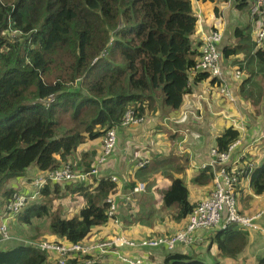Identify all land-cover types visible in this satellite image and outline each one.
Listing matches in <instances>:
<instances>
[{
    "label": "trees",
    "instance_id": "obj_1",
    "mask_svg": "<svg viewBox=\"0 0 264 264\" xmlns=\"http://www.w3.org/2000/svg\"><path fill=\"white\" fill-rule=\"evenodd\" d=\"M200 1H215L213 14L217 18L224 17L223 8L229 2L0 0V213L12 193L20 189L8 184L23 178V187L35 192L32 182L36 176L67 163L82 143L103 138L111 128L125 127L122 122L129 110L142 121L156 110L165 117L181 106L184 95L198 83L210 78L218 90L225 89L228 85L223 77L222 60L239 54L247 44L250 48L245 55L264 63V43L257 44L251 39L247 32L250 24L245 28L238 26L239 13L246 12L249 16L253 0H230L229 5L238 17L228 22L231 34L226 35L218 58L221 75L213 76L198 68L201 40L195 5ZM233 39L239 43L230 46ZM240 68L241 65L236 69L240 78L234 76L236 70L231 76L236 81L242 76ZM50 97L53 100L48 102ZM163 127L168 136L174 135L170 128L173 126ZM237 138L238 132L228 127L216 138L215 148L226 151ZM95 157L96 152L85 160L80 157V171H91ZM34 166L37 174L26 177L29 167ZM101 173L100 170L98 178L92 176L89 184L43 185L38 198L27 204L17 218L29 227L33 219L47 218L48 230L56 237L68 243H86L97 228L115 219L109 215V200L115 196L123 210L119 215L121 222L139 221L151 227L154 216L151 207L150 211L149 208L133 211L128 206L131 202L127 204L116 197L118 182L111 177L118 178V174ZM212 176L207 166L200 168L191 182L204 187ZM249 176L254 193L262 194L264 157ZM169 179L167 188L160 192V203L165 209L174 207V220L180 222L191 213L195 203L188 199L183 178L170 174ZM138 195L133 196L132 202L140 200ZM52 196L57 199L77 196L83 205L76 214L65 217L60 211H51ZM35 225L38 222L32 227ZM247 231L251 230L234 224L226 229L203 231L210 242L203 256L160 248L163 249L160 263L220 264L215 259L206 262L209 246L214 244L220 255L231 257L244 249ZM15 243L18 245L0 248V264H50L45 251L16 241L8 244ZM257 262L264 264V254ZM64 264L82 262L75 258Z\"/></svg>",
    "mask_w": 264,
    "mask_h": 264
},
{
    "label": "crops",
    "instance_id": "obj_2",
    "mask_svg": "<svg viewBox=\"0 0 264 264\" xmlns=\"http://www.w3.org/2000/svg\"><path fill=\"white\" fill-rule=\"evenodd\" d=\"M203 5V10H201L200 7ZM197 6L199 8L198 10L196 9V11H199L201 14V24L199 25L200 32H198V38L200 39L203 34L207 32L205 29L214 27L216 29H220L222 31V41L219 44V46H221L219 48V53L221 54L224 47V39L227 34H231V31L228 29V22L230 21L231 16L234 18L236 17L237 19L238 14L235 13L231 8H228L223 12L224 17L221 16L223 17L224 21H221V17L217 18L214 16L212 13L214 7H211V9L209 3L198 2ZM212 15L213 17L208 20V22L204 21L206 18L209 19ZM246 17L247 21L249 22L248 14ZM250 23L251 21L249 24ZM254 27H256L255 24L250 25L247 29V32L250 33L252 40H254L255 36L253 33L255 31ZM236 41L237 39L231 40L229 45H235ZM249 48L250 46L247 44V46L245 45L244 50L240 51L239 54L231 56L228 59H225V61L222 60V62L225 63L223 77L226 84L228 85V87H226L227 90L234 98L233 103H228L226 99L221 96L218 88L214 84V80L211 81L209 78L208 80L198 83L197 85L190 88V93L184 97L181 104L183 108L186 106L191 113H194L200 121L193 120L187 116L184 122H180L178 124H170V122L165 123V126L167 127L173 126L170 127L174 133L172 137L168 136L166 133L167 131L162 125L161 120H163V116L159 110L149 113L148 117L141 123L134 126H129V130H121L122 128L116 130L117 141L118 136H123L124 139L129 143V169L133 168L135 165V159L142 156L148 157L150 160L148 165L158 164L157 162H174V170L167 169L166 173H163L161 171L162 168L159 167L158 169L151 168V170L148 172V167L143 170L145 176L142 174L139 176L137 173L128 174V171L121 169V161L118 157H115L114 154H112V156L107 159L106 164H104L105 166H102L100 169L102 171L101 175L107 173V171H110L113 173L112 175L118 174L124 176L125 179H123V177L121 178L122 180L118 179L124 184L122 189L127 190L130 184L133 182H143L149 186L151 193L156 195L157 192L158 197L153 196V200L149 199L145 202L140 198L137 203V210H139L141 206L139 202L143 204L141 208L144 210L152 207L151 205H153L155 208L157 201L159 204L160 192L167 188V185L170 181V174H173L176 177L182 176L189 191L188 199L192 203H196L202 199L206 193L204 189H208L212 186V178L209 184L204 187H197L191 182V179L196 174H198L199 166L208 163L210 160V150L216 147V138L219 137L220 134H222L223 131L228 127V124L230 123L228 118L230 117H233V119L237 121L235 124L237 127L241 125L243 129L237 131L238 135L241 134L242 136V144L232 152L231 161L235 160L243 149V152H245V158L246 154L248 153V156L251 158L254 165L258 166L261 164V160L264 157V63L258 62L256 58L248 57V54L245 55ZM240 65L242 76L240 80L236 81L231 76H233L234 71ZM225 76H228L227 78L229 80H226ZM201 95L203 98L199 97ZM205 98L206 100H204ZM180 107L176 110H171L166 116L171 118V112H177ZM225 116H228V118L226 119ZM178 132L181 133L178 134ZM183 135H186V140L183 142V144H181L182 147L180 146L177 148L176 143L179 141L176 138L179 137L181 140ZM165 138H167V140L164 141L163 139ZM100 140L101 138L89 140V148L82 150L81 158H84L85 160L88 156L90 157L92 153H97V147L100 143ZM86 142L82 144H85ZM90 152L92 153L90 154ZM123 152L126 153V151ZM135 153H137V156H134ZM37 172L38 170L35 166L29 167L26 176L28 178H32L37 174ZM23 182L24 180L21 179L19 184L16 186L26 191L27 189H25L26 186L23 187ZM140 195L142 194H139L138 196ZM147 195L148 193L144 196ZM154 201H156L155 205L152 204ZM236 202L238 210L242 215L256 216L257 214H261L260 217L255 221L259 229L247 231L248 240L244 249L228 258L220 255L214 244L210 245L209 248L211 249L209 254L205 256L207 263H211L213 259H215V261L219 262L220 264H258L257 258L264 254V214H262L264 211V192L262 194L254 193L250 185V176L243 177L238 182L236 189ZM132 205H134V202H131L129 206ZM149 209L147 211H150ZM110 223L114 224L113 221L107 222L105 225H103L104 228L97 231L96 233L103 234V232L107 230L105 226ZM183 223H186V219H183L180 222L175 221L176 230L180 228ZM120 225L123 226V223L121 222ZM139 226L144 225L138 223L131 224V227L137 231H139V228H141ZM122 233L129 235V232H125L123 230ZM206 233L208 234L209 231ZM160 234L161 232L159 231L154 234H152L150 231L142 232V235L146 237ZM204 234L205 232H203V235ZM204 236L205 242L203 243H196L195 245L189 247L177 246L173 251L189 254L192 252V249L195 251L200 249L196 253L193 252L197 257L200 258L203 256L202 252H204L206 249L204 248V250H201V248L204 246L207 247L209 242L206 240V235ZM54 237L59 239L55 235ZM160 256H162L161 253H156L155 257L144 260V263L159 264Z\"/></svg>",
    "mask_w": 264,
    "mask_h": 264
},
{
    "label": "built area",
    "instance_id": "obj_3",
    "mask_svg": "<svg viewBox=\"0 0 264 264\" xmlns=\"http://www.w3.org/2000/svg\"><path fill=\"white\" fill-rule=\"evenodd\" d=\"M228 4V3H227ZM229 5V4H228ZM228 8V6L226 7ZM224 8V9H226ZM255 15L259 18H255ZM249 18L254 21L256 29L254 31V41L257 44L264 43V0H253V5L250 8ZM221 21H224L221 17ZM222 38L221 30H214L207 35L203 36V45L201 50V57L197 64V67L210 72L213 76H220L221 69L218 66V44ZM234 76L240 78L237 70ZM219 93L223 95L228 103H233L234 98L230 95L227 88L219 90ZM53 98L50 97L48 102L52 101ZM199 116V114H198ZM228 117V116H225ZM143 118L135 117L134 113L129 110L126 112L122 126H131L141 123ZM232 122V128L236 130H243L242 126L238 127L235 125V120H229ZM115 128H111L106 131L101 140V153L97 157L95 164L92 166L91 171L75 173L72 169L66 165L53 171H48L39 175V181L34 182L31 192L19 189L12 193L11 198L6 202L3 211L1 213L0 222V234L1 240L8 239L6 234L7 221L14 218L30 201L38 198L39 190L47 183V181H52L54 179H59L60 177L68 179L65 182H84L88 181L90 176H96L99 172V166L104 164L107 157L111 153V150L115 144ZM114 132V134H113ZM240 140L236 139L232 144H230L226 151H219L217 148H212L210 150V160L208 163L202 164L200 168L209 167L212 171V186L206 190L205 196L201 201L197 202L192 209L191 213L186 218L185 225L178 228L172 233H161L160 235L150 236L144 238L140 241L139 245L146 249H159L165 248L168 251H173L177 246L189 247L195 245L196 243H201L204 240L203 231L210 230L212 228L226 229L229 225H239L248 230H257L258 225L255 222L259 215L247 217L239 213L236 202V185L239 182L242 175L247 173L252 169V163L245 160L244 153L242 152L235 160L231 161V154L234 149L239 145ZM149 163V159L143 158L136 160V166L138 168L144 167ZM53 179V180H52ZM114 182L118 181L115 176L111 177ZM57 183H61L58 181ZM144 191L143 184H137L133 188L132 193H137ZM116 197L121 198L123 202H127L130 198V194L122 195L120 192L116 194ZM115 196L111 197L109 202L111 203L109 215H114L116 219V211L113 213V203H118ZM118 205V204H117ZM113 219V222H115ZM30 245L34 244L33 247L41 251L46 249H54L66 254L70 251L83 250V245L85 243H68V246L60 247L50 245L44 242H27ZM132 244V242H130ZM43 245V246H42ZM46 248V249H45ZM84 251V250H83ZM66 258V257H65ZM64 258V260H65ZM64 260L60 261L59 264H64ZM130 264H145L144 260L140 261L138 259L129 260Z\"/></svg>",
    "mask_w": 264,
    "mask_h": 264
},
{
    "label": "rangeland",
    "instance_id": "obj_4",
    "mask_svg": "<svg viewBox=\"0 0 264 264\" xmlns=\"http://www.w3.org/2000/svg\"><path fill=\"white\" fill-rule=\"evenodd\" d=\"M209 3L210 8L213 7V5L210 2ZM206 5V4H204ZM200 7L201 10H203V7ZM207 6V5H206ZM208 6V7H209ZM198 6L195 5V9L198 10ZM212 9V8H211ZM213 13V11H212ZM241 17H239V21H238V25L240 28H245L249 22L251 21L250 25L254 24V21L251 20L248 17L249 22L247 21V17H246V12H241ZM213 17V15L209 18V19H205V22H208V20H210ZM234 20V17L231 16L230 21ZM254 29H256V27H254ZM200 32V31H198ZM197 32V33H198ZM210 33V32H209ZM209 33H205L204 35H207ZM254 33V32H253ZM203 36L200 38V42H201V46L199 48V52L201 53L202 50V45H203ZM239 43V41H236V44ZM103 55H105L103 53ZM190 92H188L187 94L184 95V97H186ZM201 98V96H199ZM184 99V98H183ZM206 100V98L204 99ZM189 116L190 118H192L193 120H199V118H197L195 116L194 113H191L189 111V109L184 106V108L181 106L180 109L175 112L172 113L171 112V118H170V124L171 123H180V122H184L186 117ZM226 119L228 117H225ZM229 120H233V117L228 118ZM228 122V121H227ZM237 123V121L235 120V124ZM139 124V123H138ZM134 126V125H131ZM232 126V122H230L228 124V127ZM227 127V128H228ZM126 129L129 130V126H125L122 127L121 130ZM118 130V129H116ZM181 132H178V134H180ZM114 134V132H113ZM166 136V135H165ZM180 137V135H179ZM177 137L176 139L179 141L176 143L177 148H179L181 146V144H183V142L186 140V135H183L181 140L180 138ZM164 141L167 140V138L163 139ZM117 143V145H116ZM89 144L90 141L86 142L85 144L80 145L76 152L73 153L72 156H70L69 160L67 161V163H63L59 166V168L68 165L73 172L75 173H81V153L82 150H85L87 148H89ZM182 147V146H181ZM126 151V153H124L123 151ZM97 153H96V157L93 160L91 166H93L96 162L97 157L100 155L101 153V144L99 143L98 147H97ZM112 154H114L115 157H118L121 161L120 163V167L121 169H123L124 171H128V174H135L137 173V175H144V171L145 168H147V166H145L144 168H140L137 170H134L133 168L129 169V143L124 139L123 136H118V141H117V135H116V131H115V144L111 150V153L109 154V156L107 157V159L112 156ZM134 156H137V153L134 154ZM143 158H147L145 156L142 157H137L135 160H140ZM251 158L248 156V153L246 154V160L249 161ZM154 161V160H153ZM152 161V162H153ZM151 162V164H152ZM158 164H154V165H150L148 172L151 170V168L153 169H158L159 167H161V171L163 173H166L167 169H172L174 170V162H163V163H159ZM183 164V163H182ZM181 164V165H182ZM149 166V165H148ZM176 169V166H175ZM191 171V168H190ZM42 173H46V172H42ZM118 173V172H117ZM119 179H121L123 177V179H125L124 176L122 175H118ZM27 177V176H26ZM38 177V176H36ZM35 177V178H36ZM182 178V176H180ZM34 178V179H35ZM21 179L23 178H19L17 181H13L10 185H18L19 182L21 181ZM53 180V179H52ZM68 179L62 178L60 177L59 179H54L53 182H58L60 181L61 183H57V184H64L65 181ZM122 180V179H121ZM39 181L38 178H36L34 180L33 183ZM90 181H93V177L90 178ZM75 182V181H74ZM85 183H87V180L84 181ZM118 185V194L119 192L122 195H127L129 192L125 189H122L123 187V182L122 181H117ZM47 183H50V181H47ZM145 184V191L141 192L139 194L141 195V199H143L145 202L146 200H153V196L154 197H158V194L156 192V195L154 193H151L149 186ZM32 190V189H31ZM206 191V190H205ZM27 193H29V190H26ZM31 192V191H30ZM147 196H144L145 194H147ZM119 199H121L119 197ZM201 201V199L199 200ZM197 201V202H199ZM154 201L152 204L155 205ZM196 202V203H197ZM137 203L138 202H134V205H132L131 207L134 208L133 211H136L137 209ZM51 211H60L62 213V215H64L65 217L68 216H72L73 214H76L78 212V210L80 209V206L83 205V201L77 197V196H68L66 198L63 199H57L55 198V196L51 197ZM120 205V204H118ZM116 203H113V213L115 214V211L117 210V217L115 219L114 224H108L107 226H105L107 228V230H105L103 232V234H99L96 233L97 231L103 229L104 227L101 226L99 228H97L91 236H89V238L87 239L85 245H83V250H78V251H70L66 254H62L59 251H56L54 249H46L45 252L48 256L47 261L50 264H59L60 261L64 260V262L68 259H81L82 264H130L129 260H135L138 259L140 261L142 260H146L149 258H153L156 256V253H163V249L160 250H153V249H146L144 247H141L139 245L140 241L144 238H148L142 235L143 231H150L152 234L156 233L157 231L161 232V233H172L176 230L175 227V220H174V207H170V208H163L158 201L156 202L155 205V210H154V206L151 207V211H154V216L151 218V223L153 220V224L151 225V227H145V226H139L141 228H139V231L135 230L134 228L131 227V224H124L123 222V226L120 225V219L122 218L120 215H122V209L121 207L119 208ZM129 206V205H128ZM125 208H129L127 206H125ZM141 208V206H140ZM150 208V207H149ZM238 208V206H237ZM143 209V208H142ZM144 210V209H143ZM150 210V209H149ZM63 211V212H62ZM21 212V211H20ZM19 212V213H20ZM241 214V213H240ZM262 214H264V211L262 212ZM259 215L257 218L260 217L261 214H257ZM245 216V215H244ZM247 217H252V216H247ZM256 218V220H257ZM255 220V221H256ZM120 221V222H119ZM34 222H38V225H35L34 227L33 224ZM47 222V218H41V219H33V224L31 227H29L26 223H23L19 218H17V215L14 216V218H11L10 220L7 221V229H6V234L8 236V239L1 241L0 238V248H7V247H12L14 245H18V244H8L9 242H19L22 244H26V242H44L50 245H56V246H60V247H66L68 246L62 239H56L54 237V235L49 232L48 227L46 225ZM139 224V221L137 222ZM40 224V225H39ZM141 225H143V222L141 223ZM185 225V223H183L181 225V228ZM161 228V229H158ZM122 230L125 232H129V235H126L124 233H122ZM107 233V234H106ZM0 234L2 235L1 231ZM105 234V235H104ZM35 238H32V237ZM130 242H132V244H130ZM203 243V242H201ZM34 244H32L33 246ZM43 246V245H42ZM206 246L202 247L201 250H204ZM200 249H198L197 251H199ZM192 252L196 253L197 251H195L194 249L191 250ZM174 252V251H173ZM162 256H160L161 258ZM260 257V256H259ZM156 264V263H155ZM159 264H161L159 262Z\"/></svg>",
    "mask_w": 264,
    "mask_h": 264
},
{
    "label": "clouds",
    "instance_id": "obj_5",
    "mask_svg": "<svg viewBox=\"0 0 264 264\" xmlns=\"http://www.w3.org/2000/svg\"><path fill=\"white\" fill-rule=\"evenodd\" d=\"M229 2H230V0H228ZM201 2V1H200ZM229 2H227L228 4H229ZM212 5H213V7L216 5V2L215 1H213V2H210ZM228 4H226L225 6H224V8H226L227 6H228V8H231L230 7V5H228ZM223 8V9H224ZM228 8H226V9H228ZM226 9H224V10H226ZM198 14H197V16H198V20H199V25L201 24V14H200V12L198 11L197 12ZM258 18V17H257ZM215 30H220V29H215ZM212 32V31H211ZM221 34H222V31H221ZM221 41H222V38H221ZM220 41V42H221ZM220 44V43H219ZM219 44H218V46H219ZM218 51H219V47H218ZM198 115V114H197ZM200 116V115H199ZM167 122H170V118L169 117H167V116H165V117H163V120H162V125L163 126H165V123H167ZM234 129V128H233ZM236 130V129H235ZM236 131H240V130H236ZM242 136H241V134L240 135H238V138L237 139H239L240 140V142H239V145H241L242 144V138H241ZM101 140H102V138H101ZM101 140H100V144H101ZM238 145V146H239ZM237 146V147H238ZM237 147L234 149V151L237 149ZM243 152V149L241 150V152L239 153V155L241 154ZM244 153V157H245V152H243ZM245 160H246V158H245ZM247 161V160H246ZM149 162H150V160H149ZM249 162H251L252 163V168L254 167V163H253V161L250 159L249 160ZM135 164H136V162H135ZM149 164V163H148ZM148 164L146 165V166H148ZM103 166V164L101 165V166H99V172H98V174L96 175V176H93V177H96V178H98V177H100V175H99V173H100V169H101V167ZM202 165H200L199 166V169H200V167H201ZM145 167V166H144ZM144 167H140V168H144ZM133 168L135 169V170H137V169H140V168H138L136 165H134L133 166ZM87 172V171H86ZM251 173V170L250 171H248L247 173H245L244 175H242L241 176V178H243V177H246V176H249V174ZM92 176H90V178H91ZM90 178H89V180L87 181V184H89L91 181H90ZM240 178V179H241ZM119 179V178H118ZM119 181V180H118ZM240 181V180H239ZM68 182H65L64 184H67ZM70 183H74V182H70ZM70 183H68V184H70ZM79 183V182H78ZM82 183H85V182H82ZM47 184V183H46ZM45 184V185H46ZM50 184H57V182H52V181H50ZM137 184H143L144 185V191H145V184L143 183V182H133V185H132V187H130L129 186V188H127V191L129 192V194H130V198H129V200L127 201V204L129 203V202H132V199H133V196L135 195V194H139V193H141V192H144V191H141V192H137V193H132L133 192V188L137 185ZM237 186H238V183H237V185H236V189H237ZM235 189V190H236ZM118 193V190H117V192H116V194ZM33 200H30L27 204H29V203H31ZM125 203V202H124ZM26 204V205H27ZM196 204V203H195ZM25 205V206H26ZM240 213V212H239ZM66 217H68V216H66ZM120 222V221H119ZM204 236V235H203ZM146 237V236H145ZM59 239H61V238H59ZM63 240V239H62ZM1 241H3V240H1ZM64 242H66L65 240H63ZM4 242V241H3ZM203 242H205V236H204V240H203ZM19 243V242H18ZM19 244H22V243H19ZM25 245H29V246H32V245H30L29 243H27L26 242V244ZM33 247V246H32ZM34 248V247H33Z\"/></svg>",
    "mask_w": 264,
    "mask_h": 264
}]
</instances>
